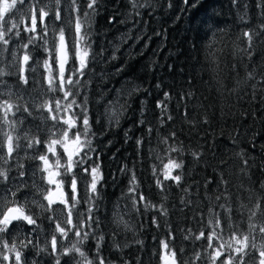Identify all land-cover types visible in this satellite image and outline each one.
<instances>
[{
    "label": "snow or ice",
    "instance_id": "obj_1",
    "mask_svg": "<svg viewBox=\"0 0 264 264\" xmlns=\"http://www.w3.org/2000/svg\"><path fill=\"white\" fill-rule=\"evenodd\" d=\"M128 2L135 15L129 12L120 23L131 19L135 26L141 22L140 9H149V15L155 11L152 0ZM237 2L232 0L233 5ZM182 3L192 6L189 0ZM100 6L101 0H0V264H43L29 260V252L45 253L48 264H106L102 255L105 234L100 230V217L96 215L100 199L98 186L103 187L104 175L97 162L100 153L93 146L95 133L90 123L88 97L81 93V89L86 91L91 83V65L100 62L106 50L93 49L94 22ZM172 6L168 0V8ZM256 6L261 9L258 23L243 29L239 37L245 42V47L238 50L243 54L241 64L245 59L251 61L256 46L264 44V0H258ZM184 10L181 8L182 12ZM62 14L66 15V20ZM246 15L239 16L242 23H249ZM115 22L116 15L108 17L109 24ZM131 38L129 33L122 34L120 43L112 45L114 52ZM141 39H144L143 33L135 37L137 42ZM39 52L44 56L36 55ZM109 59L114 60L116 56ZM237 68V64L232 65V71L238 75ZM259 75L264 81V70ZM247 76L250 80L256 79L253 71ZM251 87L254 89L256 84ZM138 90L134 87L132 91ZM191 95V92L179 94L176 104V110L185 120L190 112L188 105L181 102ZM163 96L164 99L156 103L161 127L174 121L169 111L171 96L169 92H164ZM261 102L264 103V97ZM123 107L109 114V122L119 124ZM34 110L40 113V123H35ZM28 117L33 118L30 124L26 123ZM152 131L149 127L148 132ZM169 140L179 141L176 131L160 137L161 144H168ZM232 140L235 143V137ZM141 143L137 140L138 146ZM179 143L183 145V141ZM166 151L177 155H169L166 162L160 154L156 156L161 163L153 165L152 176L155 187L160 190L158 204L139 191L140 185L132 169L125 165L120 171L125 175L131 173L127 194L130 210L141 215L152 211V224L157 229L167 230L168 239L159 241L160 264H180L176 249L170 248L175 235L168 219L165 190L170 192L175 185L187 193L189 188L182 184L186 175L183 148L171 147ZM190 155L193 163L201 159L198 152H190ZM242 163L248 169L252 167L248 158H243ZM261 170L264 171V166ZM13 172L16 174L12 175ZM216 184L220 188L216 203L209 199L206 206L198 204L201 210L191 217L200 225L198 232L181 229L185 233L184 240L201 242L198 247L203 251L194 253L195 261L264 264V181L259 190L255 185L250 187L245 197L247 204L241 202L236 207L229 203L230 199L234 202L235 197L227 186L228 181L221 177ZM24 189L29 191L21 199L18 193ZM180 203L183 205L180 211H183L192 206L193 201L182 197ZM113 224L116 229L121 226L128 229L118 213L114 214ZM116 235L117 231L111 234L112 247L119 250L121 245L115 241ZM41 236L44 237L43 247H39ZM89 241H95L94 248L87 247ZM137 243L142 245L143 241ZM180 251L183 253L184 249Z\"/></svg>",
    "mask_w": 264,
    "mask_h": 264
},
{
    "label": "trees",
    "instance_id": "obj_2",
    "mask_svg": "<svg viewBox=\"0 0 264 264\" xmlns=\"http://www.w3.org/2000/svg\"><path fill=\"white\" fill-rule=\"evenodd\" d=\"M257 2L238 0L233 5L232 0H189L192 6L186 7L182 0H171L173 6L168 8V0H152L155 11L149 15V9H140L143 15L138 19L141 22L133 26L131 19L119 22L129 12L135 15L128 0H101L92 39L95 51L106 50L101 61L91 65V83L86 91L81 89V93L88 97L90 123L95 133L93 146L100 153L97 162L104 175L103 187L98 186L100 199L96 215L100 217V230L105 234L102 255L106 264H160L159 241L168 239L166 229H157L152 224V211L141 215L130 210L127 194L131 173L125 175L120 171L125 165L136 173L139 191L158 204L160 190L155 187L152 176L153 165L161 163L156 156L160 154L166 162L169 155H177L166 149L183 148L181 155L186 175L182 184L189 191H180L175 185L170 192L165 190L168 219L175 235L170 248L176 249L180 264H204L194 258L196 251H203L198 247L201 242L184 240L185 233L181 229L198 232L200 225L191 217L201 210L198 204L206 206L209 199L216 203L215 196L220 192L216 182L221 177L228 181L227 186L234 194V202L229 200L233 207L241 202L248 203L245 197L252 185L259 190L264 181L261 170L264 166V103L261 102L264 81L259 75L264 70V44H258L251 61L245 59L242 64L243 54L238 52L245 47V42L239 38L241 31L258 23L261 9L257 8ZM181 8L185 10L182 12ZM244 13L249 23L240 21L239 16ZM113 15L117 16V22L109 24L108 17ZM124 33L132 38L114 52L112 45L120 43ZM142 33L144 39L135 41ZM113 55L116 59L110 60ZM233 64L238 65V75L232 71ZM249 71L256 73L255 80L248 78ZM253 83L256 84L254 89ZM134 87L139 90L132 91ZM164 92L171 96L169 111L174 121L161 127L156 103L164 99ZM187 92L192 93L191 97L181 102L188 105L190 112L185 120L176 110V104L179 94ZM120 106L124 107L119 124L109 122V114ZM37 113L34 110L33 116ZM31 118L28 117L27 124ZM205 119L208 120L206 124ZM141 120L145 122L141 124ZM149 127L153 129L151 133ZM171 131L177 132L183 145L177 140L160 143V137ZM137 140L142 141L139 146ZM193 151L201 154L198 163H193L190 155ZM243 158L249 159L250 169L243 165ZM28 191L24 189L18 196L23 199ZM182 197L185 201L191 199L193 204L180 211ZM204 212H207L206 207ZM117 213L128 224L127 230L123 226L116 229L113 224ZM113 231L118 232L115 241L121 245L119 250L112 247ZM138 240L143 244L137 243ZM257 243H260L259 235ZM94 244L95 241H89L87 247L94 248ZM43 246L41 236L39 247ZM28 258L48 264L45 253L30 252Z\"/></svg>",
    "mask_w": 264,
    "mask_h": 264
},
{
    "label": "rangeland",
    "instance_id": "obj_3",
    "mask_svg": "<svg viewBox=\"0 0 264 264\" xmlns=\"http://www.w3.org/2000/svg\"><path fill=\"white\" fill-rule=\"evenodd\" d=\"M67 18H65V20H66ZM66 35H67V33H66ZM37 55L38 56H40V57H43L44 56V53L43 52H39V53H37ZM9 82L10 83H14V81L13 80H9ZM33 95H35V93H33ZM35 117H36V120H35V123H40V113H37L36 115H35ZM33 122V118H31L30 120H29V122H28V124H30V123H32ZM42 242H44V237L42 236ZM30 255V252L28 253V256ZM37 260V259H36Z\"/></svg>",
    "mask_w": 264,
    "mask_h": 264
}]
</instances>
